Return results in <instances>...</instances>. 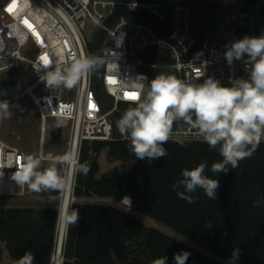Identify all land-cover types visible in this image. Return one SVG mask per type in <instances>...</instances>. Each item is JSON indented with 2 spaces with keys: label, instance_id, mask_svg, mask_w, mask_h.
Returning a JSON list of instances; mask_svg holds the SVG:
<instances>
[{
  "label": "trees",
  "instance_id": "1",
  "mask_svg": "<svg viewBox=\"0 0 264 264\" xmlns=\"http://www.w3.org/2000/svg\"><path fill=\"white\" fill-rule=\"evenodd\" d=\"M186 1L192 6L194 31L203 42L208 36L220 9L221 0H162L165 23H160L146 11H128L118 7L114 17L126 15L151 23L166 34L172 19L175 2ZM141 58L154 57L157 62L169 59L167 51L150 48ZM20 66L11 71L19 73ZM96 91L105 110L113 102L104 89L96 84ZM134 106L120 102L119 111L111 114L114 137L110 140L83 141L79 160L90 164L87 176L77 175L72 191L71 206L79 210L80 221L66 230L62 264H151L166 256V264H175L174 255L188 252L186 264H223L200 251L139 220L133 213L113 204L82 203L81 199L98 197L122 201L132 199L131 207L162 223L200 245L229 259L239 249L237 264H264V205L253 207L258 195H264V141L255 153L239 163L227 174L211 172V165L222 158L205 141L169 140L164 145L167 156L157 160H138L129 149V138L122 135L116 122L122 113ZM105 154L109 165L101 171V157ZM206 161L205 175L219 180L217 199L211 200L203 190L193 196L195 203H187L176 195L171 185L182 178V170L192 169ZM47 166L42 163V168ZM182 191V189H181ZM57 198L60 193H37ZM58 205L41 207L0 206V264H4L5 248L14 263L26 252L34 255V264H53L58 237ZM208 221L212 222L207 227Z\"/></svg>",
  "mask_w": 264,
  "mask_h": 264
},
{
  "label": "built area",
  "instance_id": "2",
  "mask_svg": "<svg viewBox=\"0 0 264 264\" xmlns=\"http://www.w3.org/2000/svg\"><path fill=\"white\" fill-rule=\"evenodd\" d=\"M259 5L264 18V0H221L219 15L200 43L194 31L192 6L186 1L174 3L170 27L161 34L144 20L123 14L114 16L118 7H124L132 12L146 11L165 23L162 0H1L0 71L21 65L18 74L32 81L26 87L21 82H0L7 87L22 86L20 92L2 97L0 103L9 104L29 94L37 106L43 133L49 119L71 123L70 151L79 156L83 141L113 139L110 116L119 111L120 102L133 103L126 94L136 91L139 76L151 81L166 73L196 83L212 77L224 86H231L233 79H247L244 62L229 65L224 54L232 42L262 35L252 10ZM118 38L122 39L119 44ZM150 48L167 51L169 59L143 60L140 55ZM98 49L101 55L96 54ZM81 55L95 57L97 68L75 86L73 98L43 89L44 58L50 61L51 68H62L63 61ZM100 64L103 69H99ZM96 84L112 99L110 109L105 110ZM170 140L204 141L183 122L174 125ZM28 156L23 149L0 138V196L26 194L27 187L12 177Z\"/></svg>",
  "mask_w": 264,
  "mask_h": 264
},
{
  "label": "clouds",
  "instance_id": "3",
  "mask_svg": "<svg viewBox=\"0 0 264 264\" xmlns=\"http://www.w3.org/2000/svg\"><path fill=\"white\" fill-rule=\"evenodd\" d=\"M121 42L118 38L117 43ZM224 55L229 65L243 61L248 78L233 79L231 86H224L212 77L202 83L166 73L156 75L151 81L145 76L138 77L136 96L130 97L134 106L127 108L116 122L118 131L129 138V149L136 159L157 160L167 156L164 145L172 139L174 125L179 122L195 130L211 149L218 151L222 160L211 165L215 175L227 174L255 153L264 141V35L236 40ZM43 67L41 80L47 87L71 90L96 70L97 59L73 56L63 61L62 68H51L50 61H44ZM8 108V103H0V120L10 117ZM206 167L207 162L202 161L192 169L182 170V178L171 185L177 197L189 204L195 203L193 193L200 189L207 198L217 199L219 180L206 176ZM62 168L68 171L62 172ZM89 172L90 164L81 163L73 150L51 158L46 168H42V158L30 155L12 178L30 192L64 194L74 190L77 175L87 176ZM124 199L131 204L130 197ZM262 205L264 195H258L252 206ZM57 211V223L62 230L80 221L79 210L71 204L65 203ZM206 226L211 227L212 222L208 221ZM188 256V252L175 254V264H186ZM238 258L237 248L228 264H235ZM34 260V255L26 252L15 264H34ZM166 261L167 257L163 256L151 264H166Z\"/></svg>",
  "mask_w": 264,
  "mask_h": 264
},
{
  "label": "rangeland",
  "instance_id": "4",
  "mask_svg": "<svg viewBox=\"0 0 264 264\" xmlns=\"http://www.w3.org/2000/svg\"><path fill=\"white\" fill-rule=\"evenodd\" d=\"M1 1V0H0ZM154 57L142 58L148 62H157ZM151 74L150 71H143ZM32 81V78H26L23 75L16 74L13 71L2 70L0 71V82L11 84L14 82L24 83V87ZM46 91H55L62 97L73 98L75 96V87L71 90L63 87H47L46 83L43 86ZM111 102L112 99L109 97ZM9 105L10 117L0 120V138L7 143L17 146L28 153L30 156L42 158V163L48 166V161L51 158L62 156L66 152H70V139L72 134V126L70 122H62L57 119H49L46 131L43 133L41 130V119L38 113L36 104L29 94H25L20 98L12 101ZM117 163L109 165L106 162L105 154L101 157V171L106 172L114 167ZM62 172L67 171L62 168ZM63 194L57 198H47L35 192H30L27 189L26 194L22 196H0V206L3 207H41L50 204H57L58 208L61 207ZM72 193L71 204L75 201ZM79 202L86 203H105L113 204L126 211L133 213L139 220L145 224L156 228L164 234L177 239L183 244L200 251L206 256L215 259L223 264H228L229 259L219 255L218 253L201 246L196 241L188 238L187 236L176 232L172 228L159 223L158 221L146 216L140 211H136L131 207V204L122 201H116L112 198H98L91 197L81 199ZM132 203V199H131ZM60 229L58 231L59 236ZM66 233V232H65ZM66 235V234H65ZM58 240V239H57ZM14 260L10 257L5 248L4 264H13ZM237 264V263H235Z\"/></svg>",
  "mask_w": 264,
  "mask_h": 264
},
{
  "label": "water",
  "instance_id": "5",
  "mask_svg": "<svg viewBox=\"0 0 264 264\" xmlns=\"http://www.w3.org/2000/svg\"><path fill=\"white\" fill-rule=\"evenodd\" d=\"M252 10L255 13L256 19L260 23L261 33H262V35H264V18L261 15V5H259L257 8H254ZM95 43H96V41L94 39V41H93L94 46H95ZM96 54L101 55V50L100 49L96 50ZM98 67H99V69H103V64H100ZM21 89H22L21 85H13V86L7 87L3 84H0V99L6 95L16 94V93L20 92ZM63 259H64V256H62L61 264L63 263Z\"/></svg>",
  "mask_w": 264,
  "mask_h": 264
},
{
  "label": "bare ground",
  "instance_id": "6",
  "mask_svg": "<svg viewBox=\"0 0 264 264\" xmlns=\"http://www.w3.org/2000/svg\"><path fill=\"white\" fill-rule=\"evenodd\" d=\"M71 199H72V191H69L67 193L63 194V200H62V204L68 203L71 204ZM60 229L59 232V236L57 237V241H56V246H55V251L53 254V264H61L62 262V256H63V243H64V239H65V232L66 230H62L60 226H58V231Z\"/></svg>",
  "mask_w": 264,
  "mask_h": 264
},
{
  "label": "snow or ice",
  "instance_id": "7",
  "mask_svg": "<svg viewBox=\"0 0 264 264\" xmlns=\"http://www.w3.org/2000/svg\"><path fill=\"white\" fill-rule=\"evenodd\" d=\"M44 61H49V60L47 58H44ZM126 95H127V97H135L136 93L130 92V93L126 94Z\"/></svg>",
  "mask_w": 264,
  "mask_h": 264
},
{
  "label": "crops",
  "instance_id": "8",
  "mask_svg": "<svg viewBox=\"0 0 264 264\" xmlns=\"http://www.w3.org/2000/svg\"><path fill=\"white\" fill-rule=\"evenodd\" d=\"M202 246V245H201Z\"/></svg>",
  "mask_w": 264,
  "mask_h": 264
}]
</instances>
